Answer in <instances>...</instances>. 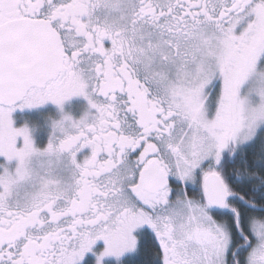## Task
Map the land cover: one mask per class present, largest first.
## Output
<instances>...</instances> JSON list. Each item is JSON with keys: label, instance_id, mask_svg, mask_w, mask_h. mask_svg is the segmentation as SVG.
<instances>
[{"label": "snow or ice", "instance_id": "6c2138e0", "mask_svg": "<svg viewBox=\"0 0 264 264\" xmlns=\"http://www.w3.org/2000/svg\"><path fill=\"white\" fill-rule=\"evenodd\" d=\"M0 264H264V0H0Z\"/></svg>", "mask_w": 264, "mask_h": 264}, {"label": "flooded vegetation", "instance_id": "af4514ba", "mask_svg": "<svg viewBox=\"0 0 264 264\" xmlns=\"http://www.w3.org/2000/svg\"><path fill=\"white\" fill-rule=\"evenodd\" d=\"M81 101H73V103L75 104V103H80ZM37 139L38 140H43V139H45V134L43 133V132H38L37 133Z\"/></svg>", "mask_w": 264, "mask_h": 264}]
</instances>
